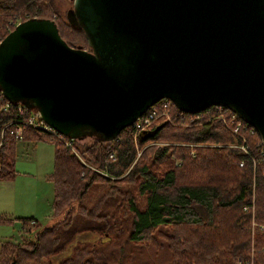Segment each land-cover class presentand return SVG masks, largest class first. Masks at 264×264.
Masks as SVG:
<instances>
[{
  "label": "trees",
  "instance_id": "1",
  "mask_svg": "<svg viewBox=\"0 0 264 264\" xmlns=\"http://www.w3.org/2000/svg\"><path fill=\"white\" fill-rule=\"evenodd\" d=\"M52 14L68 44L87 46L55 0H0V39L15 17ZM17 105L0 97V178L16 173ZM217 112L172 104L171 120L130 124L111 140L64 136L71 145L23 124L20 138L54 141L52 214L45 224L17 216L33 235L1 240L0 264H264V227H252L264 223V144L250 123L234 131ZM243 139L248 152L235 145Z\"/></svg>",
  "mask_w": 264,
  "mask_h": 264
},
{
  "label": "water",
  "instance_id": "2",
  "mask_svg": "<svg viewBox=\"0 0 264 264\" xmlns=\"http://www.w3.org/2000/svg\"><path fill=\"white\" fill-rule=\"evenodd\" d=\"M72 46L30 17L0 39V91L72 138L111 140L161 98L221 105L264 144V0H71ZM159 125L155 126V130Z\"/></svg>",
  "mask_w": 264,
  "mask_h": 264
},
{
  "label": "rangeland",
  "instance_id": "3",
  "mask_svg": "<svg viewBox=\"0 0 264 264\" xmlns=\"http://www.w3.org/2000/svg\"><path fill=\"white\" fill-rule=\"evenodd\" d=\"M55 3L61 13L71 6V0H55ZM48 18L58 23L54 14ZM62 24L60 25L61 29L65 23ZM66 37L68 36L66 35ZM53 151L54 141L44 138L24 142L23 148L20 144L17 146L14 164L17 170L16 174L12 179L0 178V207L6 209L5 215L15 217V215L29 216L34 213L42 224L50 221L53 186L48 175L53 169ZM48 210L50 211L48 212ZM21 225L20 221L18 223L0 221V241L9 237L16 241L28 238L23 234L19 237L18 229L30 227L34 230V226L31 223L24 227ZM85 237L92 238L93 234L87 233ZM69 245L71 246V243ZM54 257L58 258V256ZM236 263L241 264V260L237 258Z\"/></svg>",
  "mask_w": 264,
  "mask_h": 264
},
{
  "label": "built area",
  "instance_id": "4",
  "mask_svg": "<svg viewBox=\"0 0 264 264\" xmlns=\"http://www.w3.org/2000/svg\"><path fill=\"white\" fill-rule=\"evenodd\" d=\"M11 23L14 22H19L21 21L18 18H14L10 20ZM14 23V25L16 24ZM0 97H4L3 94L0 91ZM9 102H6L4 107L6 108L8 106ZM172 101L168 98H161L159 99L156 103L152 104L151 106H148V108L143 111L133 122L132 126L135 131H140L143 128L148 127L152 121L159 119L160 117H165L168 118L169 120L172 119V115H170L169 111H171V106H172ZM174 105V104H173ZM224 106L217 105V115L221 117L224 121V123L228 126L231 127L234 131H239L240 127L244 125V120L232 109L228 112L227 116L223 114L222 109ZM226 107V106H225ZM228 108V107H227ZM17 112L20 114L21 118L17 120V125H16V136L21 137L22 135V130H23V124H28L31 126L35 127H40L42 129H45L55 135H57L60 138H64V134L58 132L56 129L53 127L49 126L39 115L38 111L32 110L27 108L26 106L19 104L16 106ZM230 123H229V122ZM246 126V125H245ZM255 128L253 125H250V130H254ZM256 130V129H255ZM65 139V138H64ZM66 144L71 145V140L70 139H65ZM235 145H237L240 149H242L245 152H248L247 148V143L243 140L240 142H237ZM262 153L264 154V145L262 149ZM111 158H114V152H111L109 154ZM240 164H242V161H240ZM246 208V206H244ZM255 224H258L260 228L264 227V223H257L255 219L252 220V227H254ZM245 264H250L246 262Z\"/></svg>",
  "mask_w": 264,
  "mask_h": 264
},
{
  "label": "crops",
  "instance_id": "5",
  "mask_svg": "<svg viewBox=\"0 0 264 264\" xmlns=\"http://www.w3.org/2000/svg\"><path fill=\"white\" fill-rule=\"evenodd\" d=\"M32 139H27V138H19L18 139V143H17V146L20 144V146H21V148H23V144H24V142H28V141H31ZM16 172H17V170H16ZM16 174V173H15ZM1 179H3V178H1ZM10 179H12V177H10ZM50 210H48V212H49ZM2 212H6V209L5 208H3V207H0V213H2ZM6 214V213H5ZM17 216H22V215H15V217H10V218H12V219H10L13 223H18L19 221H20V219H18V218H16ZM29 216H33V217H35V218H37V220H38V222L39 223H41L40 221H39V219H38V216L37 215H35L34 213H31V215H29ZM42 224V223H41ZM27 225H29V224H27ZM21 227H22V225H21ZM24 227V226H23ZM22 230V231H21ZM21 230H20V228L18 229V231H19V237H20V235L21 234H23L24 236L25 235H27L28 236V238H30L32 235H33V232H34V230H32V228H27V229H22L21 228ZM24 236H22V237H24ZM9 238H11V237H9ZM7 239V238H6ZM13 240V239H12ZM13 241H16V240H13Z\"/></svg>",
  "mask_w": 264,
  "mask_h": 264
},
{
  "label": "bare ground",
  "instance_id": "6",
  "mask_svg": "<svg viewBox=\"0 0 264 264\" xmlns=\"http://www.w3.org/2000/svg\"><path fill=\"white\" fill-rule=\"evenodd\" d=\"M19 17V16H18ZM55 137V136H54ZM61 140V139H60ZM65 141V140H64ZM115 159V158H114Z\"/></svg>",
  "mask_w": 264,
  "mask_h": 264
},
{
  "label": "flooded vegetation",
  "instance_id": "7",
  "mask_svg": "<svg viewBox=\"0 0 264 264\" xmlns=\"http://www.w3.org/2000/svg\"><path fill=\"white\" fill-rule=\"evenodd\" d=\"M58 24V23H57ZM86 44H87V42H86ZM83 47H85V46H83Z\"/></svg>",
  "mask_w": 264,
  "mask_h": 264
}]
</instances>
